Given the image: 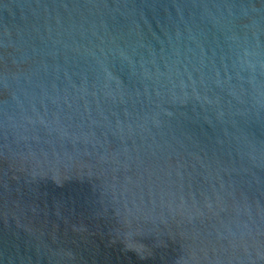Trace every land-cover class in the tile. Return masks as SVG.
Wrapping results in <instances>:
<instances>
[{
	"label": "water",
	"instance_id": "obj_1",
	"mask_svg": "<svg viewBox=\"0 0 264 264\" xmlns=\"http://www.w3.org/2000/svg\"><path fill=\"white\" fill-rule=\"evenodd\" d=\"M0 264H264V0H0Z\"/></svg>",
	"mask_w": 264,
	"mask_h": 264
}]
</instances>
